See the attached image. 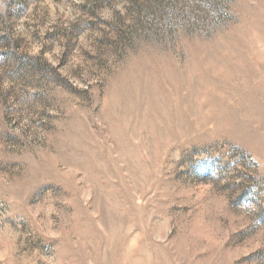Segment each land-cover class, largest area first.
Listing matches in <instances>:
<instances>
[{"label": "rangeland", "instance_id": "374dc122", "mask_svg": "<svg viewBox=\"0 0 264 264\" xmlns=\"http://www.w3.org/2000/svg\"><path fill=\"white\" fill-rule=\"evenodd\" d=\"M0 264H264V0H0Z\"/></svg>", "mask_w": 264, "mask_h": 264}]
</instances>
